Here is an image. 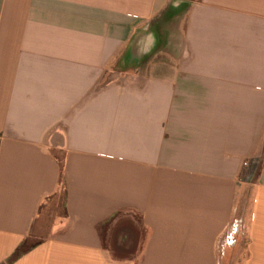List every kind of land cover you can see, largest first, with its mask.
<instances>
[{"label":"crops","instance_id":"0c3cea01","mask_svg":"<svg viewBox=\"0 0 264 264\" xmlns=\"http://www.w3.org/2000/svg\"><path fill=\"white\" fill-rule=\"evenodd\" d=\"M263 145L264 0H0V264H223L246 190L264 264Z\"/></svg>","mask_w":264,"mask_h":264},{"label":"rangeland","instance_id":"374dc122","mask_svg":"<svg viewBox=\"0 0 264 264\" xmlns=\"http://www.w3.org/2000/svg\"><path fill=\"white\" fill-rule=\"evenodd\" d=\"M250 194H251L250 191L246 190V192L244 193V196L241 199V202L239 203V210H238L237 218L235 221L236 222L235 228H238V231L234 232L231 229V231H229V233L227 232V234L221 240L220 248H219V255L221 257V260L225 259V261H224L225 263L223 262V264H228L227 260L230 256V254L232 255L231 258L233 261H229V264H237V260L241 258L240 253H236L237 250H239V249H237V250L235 249V250H232L231 252H229V250H230L229 246H231V244H233V242L244 237L243 235H244V232L246 230L245 226L247 225L246 217L249 213V209L251 206V195ZM58 210H60V209H58ZM58 212L62 213L61 210ZM123 224H121V225H123ZM46 232H48L47 229L42 230V233H46ZM112 238H113V236H112ZM112 238L109 240H112ZM234 260H235V262H234Z\"/></svg>","mask_w":264,"mask_h":264},{"label":"trees","instance_id":"16d2710c","mask_svg":"<svg viewBox=\"0 0 264 264\" xmlns=\"http://www.w3.org/2000/svg\"><path fill=\"white\" fill-rule=\"evenodd\" d=\"M264 164V145L263 150L260 152L259 156L257 157V160L253 166L252 170V178L253 180H257L258 176L261 173L262 166ZM33 246L29 245L27 242L23 243L14 253L11 261H14L15 259L19 258L20 256L24 255L26 252H28L30 249H32Z\"/></svg>","mask_w":264,"mask_h":264},{"label":"built area","instance_id":"2783aa9c","mask_svg":"<svg viewBox=\"0 0 264 264\" xmlns=\"http://www.w3.org/2000/svg\"><path fill=\"white\" fill-rule=\"evenodd\" d=\"M244 165H245V166H248V163H246V162H245V164H244Z\"/></svg>","mask_w":264,"mask_h":264}]
</instances>
